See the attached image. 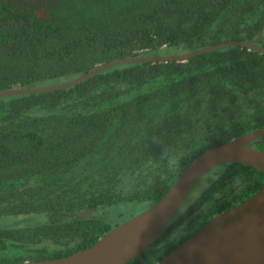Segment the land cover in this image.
<instances>
[{"label": "trees", "instance_id": "1", "mask_svg": "<svg viewBox=\"0 0 264 264\" xmlns=\"http://www.w3.org/2000/svg\"><path fill=\"white\" fill-rule=\"evenodd\" d=\"M228 41L264 49V0H0V92ZM263 127L264 53L242 46L186 62L119 65L60 91L1 97L0 217L54 218L0 229V264L93 246L120 225H110L107 209L145 211L200 154ZM251 146L264 152V138ZM202 182L162 236L127 264L160 262L258 193L264 175L234 163ZM85 210L94 215L66 216Z\"/></svg>", "mask_w": 264, "mask_h": 264}, {"label": "water", "instance_id": "2", "mask_svg": "<svg viewBox=\"0 0 264 264\" xmlns=\"http://www.w3.org/2000/svg\"><path fill=\"white\" fill-rule=\"evenodd\" d=\"M242 46L264 53L254 43L228 41L177 55L121 59L65 83L0 92V98L60 91L119 65L145 62H186L220 49ZM264 138V127L243 135L196 157L178 176L167 194L157 203L107 232L93 246L66 257L19 264H127L142 255L165 232L190 193L208 173L228 164H242L264 174V152L251 143ZM85 210L68 217H90ZM156 264H264V186L244 202L217 215Z\"/></svg>", "mask_w": 264, "mask_h": 264}, {"label": "rangeland", "instance_id": "3", "mask_svg": "<svg viewBox=\"0 0 264 264\" xmlns=\"http://www.w3.org/2000/svg\"><path fill=\"white\" fill-rule=\"evenodd\" d=\"M177 49H170L171 53H178ZM204 183L197 185L193 191L188 196L187 200L195 193H197ZM111 210L107 209L106 218L109 221L112 227H115L118 224H123L124 222L130 220L132 214H136V211L132 208L131 205L120 204L116 205ZM137 213L136 215H138ZM54 218L50 214H32V215H22V216H3L0 217V229L2 228H12L16 226H25V225H39L50 222Z\"/></svg>", "mask_w": 264, "mask_h": 264}, {"label": "flooded vegetation", "instance_id": "4", "mask_svg": "<svg viewBox=\"0 0 264 264\" xmlns=\"http://www.w3.org/2000/svg\"><path fill=\"white\" fill-rule=\"evenodd\" d=\"M258 171V170H257ZM260 172V171H259ZM264 175V174H263Z\"/></svg>", "mask_w": 264, "mask_h": 264}]
</instances>
